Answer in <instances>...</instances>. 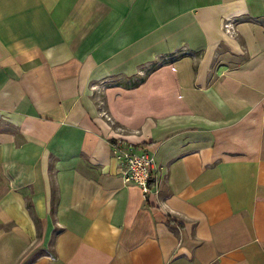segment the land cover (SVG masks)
Segmentation results:
<instances>
[{
  "label": "crops",
  "instance_id": "obj_1",
  "mask_svg": "<svg viewBox=\"0 0 264 264\" xmlns=\"http://www.w3.org/2000/svg\"><path fill=\"white\" fill-rule=\"evenodd\" d=\"M0 264H264V0H0Z\"/></svg>",
  "mask_w": 264,
  "mask_h": 264
},
{
  "label": "built area",
  "instance_id": "obj_2",
  "mask_svg": "<svg viewBox=\"0 0 264 264\" xmlns=\"http://www.w3.org/2000/svg\"><path fill=\"white\" fill-rule=\"evenodd\" d=\"M227 31L233 28L231 22L225 24ZM108 139L114 141L117 160L125 166L124 178L128 185L139 186L144 192L145 200L152 208H159L166 215L168 210L158 197V185L163 179L152 155L139 148L141 142L109 133ZM166 178V174L164 175Z\"/></svg>",
  "mask_w": 264,
  "mask_h": 264
},
{
  "label": "rangeland",
  "instance_id": "obj_3",
  "mask_svg": "<svg viewBox=\"0 0 264 264\" xmlns=\"http://www.w3.org/2000/svg\"><path fill=\"white\" fill-rule=\"evenodd\" d=\"M233 24V23H232ZM233 29H234V26L233 28L228 31L230 34L233 33ZM227 30V29H226ZM184 52V51H183ZM188 53H191L190 51H187L185 52L184 54H188ZM181 54V51L179 52H176V53H165V54H158L156 57H155V60H154V63H152L150 66H149V71L151 69H153L154 67H156L157 65H160V64H170L172 63L173 59L177 56H180ZM144 74L146 73L145 71H143ZM143 76V75H141ZM140 75L138 76H134V77H131L130 80L128 81V84H135V83H139L140 81H142L143 77H141ZM123 78H117V79H114V81H120L122 80ZM113 80L111 82H114ZM106 83H110V82H106ZM109 135V134H108ZM108 137V136H107ZM131 140V139H130Z\"/></svg>",
  "mask_w": 264,
  "mask_h": 264
},
{
  "label": "trees",
  "instance_id": "obj_4",
  "mask_svg": "<svg viewBox=\"0 0 264 264\" xmlns=\"http://www.w3.org/2000/svg\"><path fill=\"white\" fill-rule=\"evenodd\" d=\"M134 85H137V83H135Z\"/></svg>",
  "mask_w": 264,
  "mask_h": 264
}]
</instances>
